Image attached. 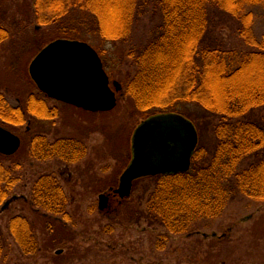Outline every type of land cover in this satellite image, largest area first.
Listing matches in <instances>:
<instances>
[{
    "label": "rangeland",
    "instance_id": "obj_1",
    "mask_svg": "<svg viewBox=\"0 0 264 264\" xmlns=\"http://www.w3.org/2000/svg\"><path fill=\"white\" fill-rule=\"evenodd\" d=\"M154 2L148 0L127 41L114 44L94 37L87 41L103 51L110 86L114 88L112 82L119 86L113 109L92 112L46 97L30 77L29 65L36 54L62 38L58 26L40 22L34 0H0V26L8 31L0 41V95L12 109H22L24 117L20 124L0 118L1 126L21 138L13 155L0 154V164L16 178L8 196L15 198L5 209L0 206V264H264V200L238 194L218 216L195 219L188 232L173 234L146 218L153 180H134L124 199L114 193L132 157L134 131L153 115L143 116L125 93L124 84L135 71L129 49L144 44L160 21ZM244 7L253 13L247 18L251 33L264 45V0H253ZM111 10L110 20L116 22V9ZM241 25L236 17L216 9L211 12L209 38L214 45L239 54L258 51L241 37ZM259 63L239 77L243 84L264 83V61ZM30 95L41 100L39 105L29 102ZM35 106L38 114L31 111ZM182 112L195 126L198 146L206 149L205 158H209L220 117L194 103L183 106ZM245 118L264 123V107ZM35 134L51 142L73 139L83 154L71 163L37 160L30 155ZM45 173L55 175L68 198L66 217L49 218L29 204L33 180ZM17 214L34 227L39 250L33 256H23L8 231L10 218Z\"/></svg>",
    "mask_w": 264,
    "mask_h": 264
},
{
    "label": "trees",
    "instance_id": "obj_2",
    "mask_svg": "<svg viewBox=\"0 0 264 264\" xmlns=\"http://www.w3.org/2000/svg\"><path fill=\"white\" fill-rule=\"evenodd\" d=\"M34 1L40 22L56 24L62 38L87 42L94 37L114 44L131 37L135 22L148 4V0ZM252 1L156 0L160 21L144 44L128 51L135 71L124 84V91L144 117L165 111L184 116L183 106L191 103L220 117L214 126L216 143L209 158H205L206 149L197 143L187 171L138 179L154 182L146 200V218L170 233H186L195 219L218 216L227 201L238 194L264 200V123L245 118L264 107V83L246 85L239 79L248 67L260 66L259 62L264 61L263 42L251 33L247 20L252 12L244 9ZM112 8L116 9V22L110 20ZM216 9L236 17L242 24L241 37L258 51L239 54L212 43L209 27L211 12ZM7 35L8 31L0 26V41ZM97 53L105 68L103 51ZM0 100L3 122L24 121L22 109H12L1 95ZM29 100L36 105L41 102L35 95ZM42 107L47 110L44 104ZM35 108L31 111L38 114ZM82 154L73 139L51 142L35 134L30 140V155L37 160L71 163ZM15 182L16 178L0 164V206L12 197L8 198ZM29 204L49 218L68 214V198L53 173L40 174L33 180ZM8 231L23 256L38 252L34 227L25 216L13 215Z\"/></svg>",
    "mask_w": 264,
    "mask_h": 264
},
{
    "label": "water",
    "instance_id": "obj_3",
    "mask_svg": "<svg viewBox=\"0 0 264 264\" xmlns=\"http://www.w3.org/2000/svg\"><path fill=\"white\" fill-rule=\"evenodd\" d=\"M29 74L48 98L92 112L109 111L116 105L118 83L113 82L114 89L110 86L100 56L85 41H51L33 58ZM197 141L195 126L185 116L177 112L150 115L134 131L132 157L114 193L124 199L138 178L187 171ZM20 145V137L0 125V154L13 155ZM14 198L7 199L1 210Z\"/></svg>",
    "mask_w": 264,
    "mask_h": 264
}]
</instances>
